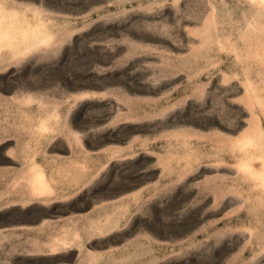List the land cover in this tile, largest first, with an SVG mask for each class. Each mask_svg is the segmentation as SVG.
Instances as JSON below:
<instances>
[{"label":"rangeland","instance_id":"1","mask_svg":"<svg viewBox=\"0 0 264 264\" xmlns=\"http://www.w3.org/2000/svg\"><path fill=\"white\" fill-rule=\"evenodd\" d=\"M0 24V264H264V0Z\"/></svg>","mask_w":264,"mask_h":264},{"label":"bare ground","instance_id":"2","mask_svg":"<svg viewBox=\"0 0 264 264\" xmlns=\"http://www.w3.org/2000/svg\"><path fill=\"white\" fill-rule=\"evenodd\" d=\"M1 25H2V24H0V26H1ZM7 33H10L9 30H6V28H1V27H0V40H1L2 38H4V36H5Z\"/></svg>","mask_w":264,"mask_h":264}]
</instances>
